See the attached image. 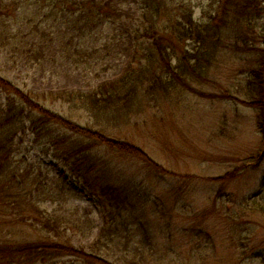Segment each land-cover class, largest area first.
Here are the masks:
<instances>
[{"label":"trees","instance_id":"1","mask_svg":"<svg viewBox=\"0 0 264 264\" xmlns=\"http://www.w3.org/2000/svg\"><path fill=\"white\" fill-rule=\"evenodd\" d=\"M195 1L138 0L140 19L129 65L119 78L91 91L34 92L0 76V264L178 263L172 250L157 251L145 215L137 213L143 196L131 192L133 186L118 174L122 155L151 164L161 175L167 171L115 130L145 123L148 110L170 100L175 89L200 94L193 84H207L220 74L246 75L250 63L245 89L263 111L264 47L252 48L249 31L259 26L258 5L264 0H225L220 13L202 7L199 17ZM119 6L118 0H0V52L54 73L86 70L107 59L105 32L120 22ZM260 125L264 132V117ZM22 135L37 146L43 141L48 153L64 160L106 208L91 245L77 247L69 237L75 228L94 236L96 225L87 211L73 221L65 209H52L57 200L79 196L78 187L56 183L59 174H44L43 163L30 162L28 153L20 159ZM262 159L264 137L247 171L259 169Z\"/></svg>","mask_w":264,"mask_h":264},{"label":"rangeland","instance_id":"2","mask_svg":"<svg viewBox=\"0 0 264 264\" xmlns=\"http://www.w3.org/2000/svg\"><path fill=\"white\" fill-rule=\"evenodd\" d=\"M224 1L196 0V17L202 7L220 13ZM118 3L122 18L116 26L106 28L105 62L86 70L54 73L46 65L17 63L0 52V76L34 92L91 91L100 83L119 78L133 57V29L140 9L138 0ZM258 11L259 26L249 31L252 48L264 47V4L258 5ZM243 65L239 62L236 66L240 72ZM250 65L246 75L220 74L222 77L208 78L207 84H193L200 94L184 95L182 87L175 89L170 100L148 110L151 116L145 123L115 130L119 137L144 148L167 171L161 175L151 164L122 155L124 161L120 160L117 172L120 181L133 186L131 192L143 196L144 200L137 198V213L145 215L143 220L150 226L149 234L156 237L157 251L172 250L170 255L177 264H264V159L259 169L247 171L252 168L249 158L262 146L264 132L259 118L261 122L264 109L245 89V78L253 71ZM3 99L0 91V101ZM243 101L252 104L247 106ZM80 123L84 125V121ZM19 142L20 159L28 153L30 162L43 163L44 174H59L56 183L78 187L79 196L71 194L57 200L52 209H65L73 221L87 211L96 225L94 236L86 237L75 228L69 237L77 247L91 245L103 227L106 208L91 196L90 188L64 160L48 153L43 141L37 146L30 136L22 135ZM226 176L231 179L222 181Z\"/></svg>","mask_w":264,"mask_h":264},{"label":"water","instance_id":"3","mask_svg":"<svg viewBox=\"0 0 264 264\" xmlns=\"http://www.w3.org/2000/svg\"><path fill=\"white\" fill-rule=\"evenodd\" d=\"M262 104H263V109H264V70H263V101H262Z\"/></svg>","mask_w":264,"mask_h":264}]
</instances>
